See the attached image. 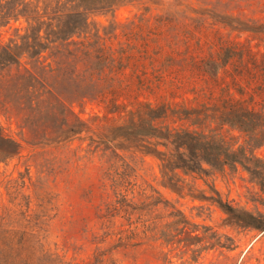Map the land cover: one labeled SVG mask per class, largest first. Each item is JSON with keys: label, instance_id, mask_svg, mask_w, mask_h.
<instances>
[{"label": "trees", "instance_id": "obj_1", "mask_svg": "<svg viewBox=\"0 0 264 264\" xmlns=\"http://www.w3.org/2000/svg\"><path fill=\"white\" fill-rule=\"evenodd\" d=\"M117 4L0 0V26L19 18L25 22L23 31L0 45V114L31 125L52 122L44 133L56 143L85 132L79 137L88 139V152L123 149L151 155L162 182L177 191L186 185L180 173L204 177L228 169L246 172L264 193V155L256 153L264 144V49L227 38L207 26L205 18L183 24L176 41L166 47H153L144 37L139 44L131 43L134 27L140 28L142 22L130 20L121 24L129 39L114 45L92 30L88 19ZM232 26L254 31L256 46L264 44V23L237 21ZM86 101L103 109L95 114V123L81 119L72 108ZM0 141L3 157L19 147L1 120ZM127 167L103 171L116 196L100 215L108 221L103 222V235L117 234V241L97 248L92 259L81 264H116L109 256L114 248L137 244L130 240L137 225L131 227L132 215L142 206L127 196L132 183ZM199 196L216 201L230 223L264 228V211L239 208L220 196ZM260 200L264 204V197ZM44 214L39 209L27 220L29 231L0 223V264H66L45 245ZM116 214L127 226L110 230ZM173 215L177 218L166 223L168 228L183 223L181 230L197 229L180 210ZM160 234L167 242L174 241L164 229Z\"/></svg>", "mask_w": 264, "mask_h": 264}, {"label": "rangeland", "instance_id": "obj_2", "mask_svg": "<svg viewBox=\"0 0 264 264\" xmlns=\"http://www.w3.org/2000/svg\"><path fill=\"white\" fill-rule=\"evenodd\" d=\"M116 1L112 10L91 13L88 19L89 27L114 45L129 39L130 35L122 34L121 24L130 20L142 22L140 28L134 27L131 43L139 44L144 37L153 47H166L176 41L183 24L205 18L207 26L218 28L227 38L264 49V44L256 46L259 39L254 31L232 26L237 21L264 23V0ZM223 16L230 22L222 21ZM24 25L22 18L1 25L0 45L16 31H23ZM72 108L88 123H95V114L103 112L95 101L74 104ZM0 120L5 132L19 144L15 153L6 157L0 154V223L11 230L29 231L32 226L27 220L41 209L45 213V245L66 264L89 261L97 248L116 243L117 234L103 235V222L108 221L100 215L116 198L103 171L124 166H128L132 182L127 196L142 208L132 215L131 227L137 225L136 236L130 240L137 244L118 246L109 253L116 264H264V228L230 223L216 201L199 196H220L239 208L264 211L260 200L264 193L248 180L246 172L227 169L204 177L180 173L186 185L177 191L162 182L158 162L151 155L123 149H107L105 154L101 149L88 152V139L79 137L85 132L56 143L44 133L52 122L31 125L17 118L8 121L2 114ZM2 145L0 141V149ZM256 153L264 155V144ZM176 209L196 223L197 229L181 230L183 223L168 228L166 223L177 218L173 215ZM111 222L110 230L127 226L121 225L125 220L119 214L111 217ZM163 229L174 241L165 240L160 234Z\"/></svg>", "mask_w": 264, "mask_h": 264}]
</instances>
